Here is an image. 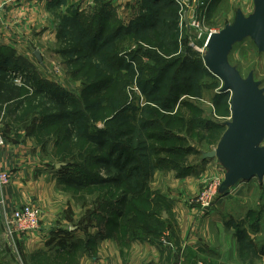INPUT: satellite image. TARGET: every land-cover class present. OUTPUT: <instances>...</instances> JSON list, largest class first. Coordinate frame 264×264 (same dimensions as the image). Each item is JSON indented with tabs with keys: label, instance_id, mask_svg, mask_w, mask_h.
<instances>
[{
	"label": "rangeland",
	"instance_id": "1",
	"mask_svg": "<svg viewBox=\"0 0 264 264\" xmlns=\"http://www.w3.org/2000/svg\"><path fill=\"white\" fill-rule=\"evenodd\" d=\"M63 2L46 11L56 41L37 42L25 54L0 49L11 65L21 67L10 75L24 88L21 104L0 107V137L5 147L27 151L0 149L5 177L0 200L7 213L0 219V264H78L79 258L98 257L99 242L112 234L104 206L127 189L126 184L92 185L95 177L108 175L99 159L116 149L121 154L115 157H121L127 145L140 148L119 158L122 165L134 153L128 167L141 168L137 190L145 186L152 200L161 194L169 199L168 193L177 192L175 177L194 173L199 162H218L204 155L217 149L232 120V94L222 92V80L206 68L204 54L193 44L201 46L210 34L233 24L238 10L252 15L254 0H198L196 10L173 0ZM191 10L195 28L183 21ZM34 50L40 51L41 63ZM229 59L243 78L254 73L264 89V53L252 39L237 44ZM39 82L64 95L71 120H58L51 96L33 93ZM67 179L88 184L77 190L66 185ZM187 190L180 185V192ZM220 198L206 212L220 210ZM197 201L192 198L190 205L198 206ZM22 207L39 212V229L22 232L7 224V215ZM134 232L119 234L122 241L132 240Z\"/></svg>",
	"mask_w": 264,
	"mask_h": 264
},
{
	"label": "crops",
	"instance_id": "2",
	"mask_svg": "<svg viewBox=\"0 0 264 264\" xmlns=\"http://www.w3.org/2000/svg\"><path fill=\"white\" fill-rule=\"evenodd\" d=\"M63 1L0 0V49L8 46L25 54L21 52L37 42L56 41V34L47 29L51 20L47 23L46 11L61 7ZM41 25L42 32L37 29ZM14 82L22 86L15 78ZM5 148L10 154L27 153L20 146ZM196 166L194 173L175 177L177 192L168 193L169 199L160 195L158 209L163 210L155 216L163 224L161 238L122 241V235L112 232L111 240L99 242L98 257L79 258L78 264H264V179L237 184L220 198V210L206 212L190 201L211 175L225 176V171L219 161ZM181 184L186 192H180Z\"/></svg>",
	"mask_w": 264,
	"mask_h": 264
},
{
	"label": "water",
	"instance_id": "3",
	"mask_svg": "<svg viewBox=\"0 0 264 264\" xmlns=\"http://www.w3.org/2000/svg\"><path fill=\"white\" fill-rule=\"evenodd\" d=\"M248 38L264 53V0H254L249 17L238 10L233 24L210 35L204 53L206 68L223 82L222 92L232 94V120L225 124L217 149L204 155L217 159L225 171L220 197L238 183L264 179V89L254 73L243 78L229 59L234 47ZM34 55L41 63L40 51Z\"/></svg>",
	"mask_w": 264,
	"mask_h": 264
},
{
	"label": "trees",
	"instance_id": "4",
	"mask_svg": "<svg viewBox=\"0 0 264 264\" xmlns=\"http://www.w3.org/2000/svg\"><path fill=\"white\" fill-rule=\"evenodd\" d=\"M98 31L99 34L103 35V25H101ZM8 59L9 56L4 54V52H0V107L9 106L15 102H19L21 104L20 100L23 97V85L18 86L14 82V77L10 75L12 72H20L21 67L15 63L11 65ZM31 88L35 94H45L47 96H51L50 101H53V103L58 107L57 118L59 121L71 120L72 113L68 110V101L65 99L62 93L50 90V84L46 82H39L36 86L32 85ZM50 92L53 93L51 94ZM73 126L75 129L76 125L73 124ZM72 133L73 131L71 130L70 134L73 135ZM103 134H105V132ZM123 135L120 134L119 137L122 138ZM98 144L102 145L101 143ZM139 149L136 150L135 147L133 150L130 145H127V147L123 149L125 152L122 153L123 155L121 157H115L117 153L121 154V152L116 149L113 153H108L107 159H99L98 163L105 167L108 175L107 177L103 178L95 177L93 179V183H91L92 185L96 184L98 186L113 185L115 187H121L123 184H126L127 186L126 191L121 195V197L115 200V202H110L107 206L103 205L104 208L109 207V209H107L109 213L107 214L110 216V226L108 228L110 231L128 234L133 233L134 231L131 229H134L137 232H134L135 237L132 239H142L150 236L161 238L163 234V224L156 219L155 215L156 212H160L158 206L160 201L163 202V197L160 196L157 200H152L150 196H148V192H145V186L142 187V189L140 188V190H137L136 181L140 179V177L137 175V171H139L141 168L138 164L132 165L130 168L128 167L134 160V153H131L127 156V161L123 165L122 161L120 160L124 158V154H127V152L129 154L130 150L136 152L139 151ZM142 158H145L144 155ZM113 168L118 170L116 174L112 173ZM65 183L67 186L77 190L84 189L88 184L86 181L79 179H67ZM133 203L135 204L134 206L132 205ZM145 206H148L149 208H146ZM151 207H153V209H150ZM129 208L132 211H130ZM107 211H103V213ZM94 213L95 212H93L92 215H94ZM112 216L115 218L113 219ZM90 243L91 242H89L88 245H90ZM74 244L77 245L79 243ZM71 246L73 247V245Z\"/></svg>",
	"mask_w": 264,
	"mask_h": 264
},
{
	"label": "built area",
	"instance_id": "5",
	"mask_svg": "<svg viewBox=\"0 0 264 264\" xmlns=\"http://www.w3.org/2000/svg\"><path fill=\"white\" fill-rule=\"evenodd\" d=\"M175 1L179 6L186 7V10L188 9H198L196 3L198 0H173ZM183 16V21L187 23L188 27H194L197 25L196 17L194 12L185 13V16ZM211 35V34H210ZM206 39L204 44L202 43L201 46L193 44L194 50L204 54L207 50L208 40L209 37ZM201 37V35H200ZM6 142L5 140L0 137V149L5 147ZM5 177L0 176V180H4ZM224 181V176H220L219 178H214L211 180H208V182L204 185V187L201 190L200 195L198 196V205L202 210H209L211 209L216 201L219 199V189ZM6 210L4 207V202L0 200V219L4 215H6ZM7 224L11 225L12 227H15L18 231L22 232H32L39 229V212L35 211L31 207H22L20 209H16L14 211H11L9 215L6 217Z\"/></svg>",
	"mask_w": 264,
	"mask_h": 264
}]
</instances>
